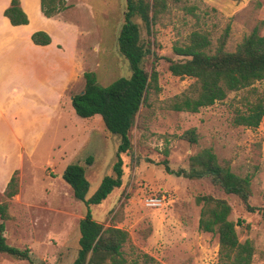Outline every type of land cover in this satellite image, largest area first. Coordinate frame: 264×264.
I'll return each instance as SVG.
<instances>
[{
	"label": "rangeland",
	"instance_id": "obj_1",
	"mask_svg": "<svg viewBox=\"0 0 264 264\" xmlns=\"http://www.w3.org/2000/svg\"><path fill=\"white\" fill-rule=\"evenodd\" d=\"M57 2L62 6L55 14L58 18L31 15V26L43 27L34 31H51L55 42L30 53L31 65L36 67L25 74L28 83L15 101L17 112L0 119V203L8 202L4 235L9 244L29 248L38 263L72 264L86 206L74 197L62 173L69 163L83 165L89 181L86 196L91 195L102 177L113 173L118 138L107 131L99 114L78 116L71 98L84 88L85 71L95 72L98 82L108 84L128 76L130 68L117 45L125 0ZM165 2L153 18L149 35L134 18L142 38L150 39L153 54L143 66L148 72L157 71L159 89L148 90L129 130L131 148L122 154L121 186L101 204L91 206L93 216L104 226L128 232L122 247L126 264H143L142 253L162 264H218V236L198 228L200 204L195 201L197 195L211 194L229 203V218L241 220L236 225L239 240L250 239L253 264H264V116L257 127L233 122L238 112H245L263 94L264 80L230 91L198 111H177L169 106L171 100L194 79L173 75L167 61L178 58L173 45L195 29L206 32L215 45L229 23L225 45L229 51L255 26L263 34L264 0ZM190 128L195 129L196 142L181 137ZM164 147L172 169L187 168L189 156L210 147L221 164L250 176L249 202L258 209L247 211L235 194L224 192L206 177L166 172L159 163L165 157ZM14 170L18 192L7 199L3 191ZM151 196L163 197L162 204L146 205ZM0 264L30 262L0 252Z\"/></svg>",
	"mask_w": 264,
	"mask_h": 264
},
{
	"label": "trees",
	"instance_id": "obj_2",
	"mask_svg": "<svg viewBox=\"0 0 264 264\" xmlns=\"http://www.w3.org/2000/svg\"><path fill=\"white\" fill-rule=\"evenodd\" d=\"M124 21L117 36L120 54L127 60L130 74L119 76L108 84L98 82L95 72L85 71V85L81 92L71 98L75 113L83 118L99 114L107 131L118 138L112 174L104 175L96 188L86 196L89 181L85 176V167L78 162L65 166L62 178L70 185L75 198L86 206L84 216L79 220L78 249L72 264H126L122 247L128 240V232L116 226H104L93 216L91 206L105 200L115 188L122 184V154L131 148L129 130L141 104L150 88L159 89L157 71L148 72L143 61L153 54L150 39L141 36L137 17L144 25L146 34L151 33L153 18L165 6V0H125ZM57 0H41V11L51 17L61 10ZM151 12V14H150ZM4 15L13 25L26 24L28 18L22 10L19 0H10ZM230 25L227 23L215 45L209 35L199 29L192 30L183 42H176L172 51L177 59L167 58L169 71L179 77H191L194 81L188 88L175 95L170 102L174 110L198 111L202 106L222 100L230 91L251 86L255 81L264 80V33L255 26L244 35L233 51L225 48ZM31 40L35 44L50 43V35L43 31H34ZM156 58V57H155ZM264 116V92L245 112H238L233 122L247 127H257ZM189 142H196L194 128L185 130L182 135ZM168 149L164 147V158L159 162L164 170L176 176L188 178H208L226 193L235 194L247 211L258 207L249 202L251 195L249 175H239L228 165L221 164L210 147H204L189 156L188 167L172 169L169 166ZM90 158L87 159V163ZM7 199L18 192L16 170L13 171L4 188ZM200 204L198 228L216 233L218 236V264H253L254 246L250 239L240 241L236 225L241 223L229 218L231 206L220 197L200 194L195 197ZM8 202L0 203V252L30 264L35 262L29 248L17 247L7 242L4 235L5 221L8 219ZM143 264H162L147 253H142Z\"/></svg>",
	"mask_w": 264,
	"mask_h": 264
},
{
	"label": "crops",
	"instance_id": "obj_3",
	"mask_svg": "<svg viewBox=\"0 0 264 264\" xmlns=\"http://www.w3.org/2000/svg\"><path fill=\"white\" fill-rule=\"evenodd\" d=\"M22 10L28 18V23L13 25L4 15V10L10 4V0H0V119H5L11 113L17 112L15 101L19 96L24 95L23 87L25 83V74L29 73L31 66L30 53L44 50V46L54 44L55 36L51 35L49 44L40 45L31 41V34L34 30L43 29L42 26L33 28L32 14L46 20L41 11V0H19ZM52 18H58L56 15ZM55 21V19H54ZM32 49V51H30ZM34 51V52H33ZM9 180V179H8Z\"/></svg>",
	"mask_w": 264,
	"mask_h": 264
},
{
	"label": "built area",
	"instance_id": "obj_4",
	"mask_svg": "<svg viewBox=\"0 0 264 264\" xmlns=\"http://www.w3.org/2000/svg\"><path fill=\"white\" fill-rule=\"evenodd\" d=\"M162 202H163V197H159V196H151L145 200V204L150 207H158L162 204Z\"/></svg>",
	"mask_w": 264,
	"mask_h": 264
}]
</instances>
